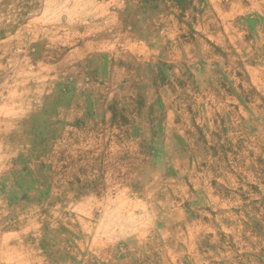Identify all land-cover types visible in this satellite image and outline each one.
Returning a JSON list of instances; mask_svg holds the SVG:
<instances>
[{
    "label": "rangeland",
    "instance_id": "1",
    "mask_svg": "<svg viewBox=\"0 0 264 264\" xmlns=\"http://www.w3.org/2000/svg\"><path fill=\"white\" fill-rule=\"evenodd\" d=\"M104 1L0 0V264H264V0Z\"/></svg>",
    "mask_w": 264,
    "mask_h": 264
},
{
    "label": "crops",
    "instance_id": "2",
    "mask_svg": "<svg viewBox=\"0 0 264 264\" xmlns=\"http://www.w3.org/2000/svg\"><path fill=\"white\" fill-rule=\"evenodd\" d=\"M114 1V2H113ZM126 1V0H125ZM104 2H106V3H113V4H116L117 3V5L119 6V7H124V6H126L125 4H124V6L122 5V1H116V0H107V1H104ZM127 3H131V1L130 0H128L127 1Z\"/></svg>",
    "mask_w": 264,
    "mask_h": 264
}]
</instances>
